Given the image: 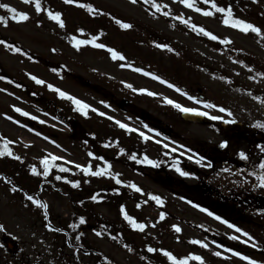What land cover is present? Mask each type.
<instances>
[{
    "label": "rangeland",
    "instance_id": "obj_1",
    "mask_svg": "<svg viewBox=\"0 0 264 264\" xmlns=\"http://www.w3.org/2000/svg\"><path fill=\"white\" fill-rule=\"evenodd\" d=\"M250 1L256 3L262 12L245 9V13L250 16L238 18L253 23L264 31V0ZM82 2L91 3L111 15L102 14L96 20L86 9L75 4H67L64 0H42L45 8L63 14L65 27L60 28L55 21L48 18L46 12L37 14L34 3H25L24 0H0V4H9L30 15L27 21L16 22L11 19L10 12L0 8V15L8 19L7 26L0 22V32L20 43L25 49L24 53H28H14L0 45L1 72L16 81L10 84L6 81L8 78L0 79V136L14 141L10 147L21 157L19 161L7 156L0 158L8 175L0 172V224H4L7 229V233L0 231V244L3 245L0 247V264H94L85 253L70 248L64 242V232L56 230L66 228L70 217L76 215L65 191L71 184L65 180H56L57 175L65 176L69 180H78L80 185L85 187L114 183L119 188L126 189L122 191L123 195L116 205L108 208L94 206L91 209L94 214L98 213L105 218L107 226L117 238L114 240L105 234L97 236L98 231L93 228H86L85 231L91 243L113 260L112 264H172L160 249L171 251L178 259L199 255L203 257V264H248L242 257L228 251L234 246L242 250L233 249L234 251L264 262V216L256 217L252 224L246 220L245 228L243 223L242 227L231 223L248 232L252 237L249 240L242 232H236L224 224L223 219L217 220L215 216L202 211L201 207H195V202L202 203L209 198L210 205L230 217L227 212L232 210L224 205L227 198L225 195L240 197L244 193L253 196H257V192L262 193L261 189H254L257 179L252 174L253 171L259 170V167H255V170L251 168L253 171L247 168H228L216 174L213 185L218 194L216 197H219L220 203H217L222 206L219 207L215 204L216 199L208 197L204 191L199 192L198 196L189 193L192 190L189 184L196 183V180L183 179V186H179V176L167 173L166 181L162 179L155 182L150 176L136 172L131 165L124 164L127 153L114 146H101L99 139L104 135V130L113 129L138 143L133 155H136L139 161L146 155L149 159L157 161L159 166L165 160H176L189 162L197 167H208L205 159L226 135H240L245 122L264 125V75H257L264 73V36L252 32L245 34L226 26L215 16H204L194 8L190 9L179 3V0L158 2L168 5L167 9L178 11L199 26L232 42L223 44L220 41L217 44L177 26L173 27L172 22L142 2ZM112 16L131 23L133 27H115L118 25L112 20ZM102 20L107 24L108 33L98 24ZM80 28L85 29L83 35L78 31ZM73 35L81 39H90L92 35H97L99 43L117 49L127 59L112 60L107 49H98L91 45H82L80 49H76L71 42ZM158 43H166L174 51L161 49L156 46ZM122 63L133 67H121ZM135 68L155 73L190 96L230 110L231 115L228 112H220L219 107L209 109L203 104H197L160 81L136 72ZM32 75L45 83L37 84L31 79ZM15 83L20 85L21 89L19 86L17 88ZM48 84L90 105L87 115L77 111L70 100L61 98L57 92L49 89ZM128 84L133 87H127ZM140 88L156 92L158 95L150 96L133 90ZM164 97L186 107L207 111L210 115L205 116L206 121L202 123L185 122L180 118L181 111L165 103ZM15 107L30 115L24 116L16 112ZM55 113H59L61 117L58 118ZM8 116L13 119L9 120ZM33 116L38 119H32ZM211 116H221L223 119L212 120ZM76 117L85 127V139L92 136L96 142L88 143L83 138L76 137L68 123ZM17 120L20 121L19 124L15 123ZM117 120L137 131L120 128L115 122ZM160 124L163 125L161 130ZM262 128L260 129L264 130V127ZM140 132L145 133L149 139L145 140ZM165 144L168 145L167 148L164 147ZM181 145L184 147H180ZM172 148L177 151L173 152ZM228 151L230 154L237 153L232 148ZM50 155L62 157L63 159L54 163L71 171L61 172L58 167H53L47 177L32 174L33 165L38 171H43L41 161L45 156L50 158ZM189 156L193 158L189 159ZM100 157H103V160ZM200 157L204 159L197 163ZM105 161L111 165L110 174L105 176L87 175L76 168L77 164H91L93 171H96L107 167ZM11 169L16 176H13V180L9 179L12 177ZM117 173L119 179L124 181L123 184L116 183ZM72 175L76 178H71ZM5 176L24 191L49 205L47 220L43 210L31 205L21 192L10 191L11 185L3 179ZM44 178L46 182L43 184ZM132 183L143 191L136 192L130 188L128 185ZM210 185L202 187L205 190ZM149 194L160 196L164 203L157 204L151 200ZM193 197L195 202L192 201ZM120 203L138 222L146 225L143 232L132 229L124 220ZM161 213H166L163 220L159 219ZM48 223L51 224V229L46 227ZM173 225H178L181 231L176 232ZM233 235L239 236L240 239H231ZM193 240H202L209 247L194 244ZM245 240L248 242L245 243ZM120 242L128 244L134 251L129 252L123 247L124 244L120 246ZM226 242L231 245L228 246ZM6 243H12V248H8ZM253 244L256 247H253ZM221 245L223 247H220ZM148 246L158 251L148 252ZM216 252H221V255L216 256ZM189 264L201 262L189 260Z\"/></svg>",
    "mask_w": 264,
    "mask_h": 264
},
{
    "label": "trees",
    "instance_id": "obj_2",
    "mask_svg": "<svg viewBox=\"0 0 264 264\" xmlns=\"http://www.w3.org/2000/svg\"><path fill=\"white\" fill-rule=\"evenodd\" d=\"M216 2L220 6L227 7L228 5H231L234 16L237 18L240 16H250L249 13H245V9L248 11H253V12H262V9L256 3L250 0H216ZM147 6L151 8L150 5H147ZM196 6L205 8V9L211 8V5L204 4L203 0H196ZM151 9L155 10L153 8ZM164 11H169L171 14L169 16L163 15V12H159V14L162 15L164 18L168 19L175 26L183 30H186L187 32H190L193 35L202 36L208 40H211L209 37L204 36L203 34H198L196 31H193L188 25L176 19L177 16H183L185 19H189L188 17L180 14L178 11L174 9L165 8ZM214 16L217 20H222V14L216 13ZM93 17H95V19L96 18L99 19L101 16L95 15ZM104 20L106 22V19ZM190 21L191 23L197 24L195 21L191 19ZM98 24L100 25L101 29H104V32L108 33L107 24L105 25L103 20L98 22ZM111 24L115 26L113 23ZM115 27H119V25ZM0 40H5V41H8L9 43L15 44L16 46L20 47L23 50L19 54H24V50H25L24 47L20 43H18L16 40H14L12 37L7 36L0 32ZM211 41L217 44L220 43L219 40H211ZM0 45L3 46V44H0ZM0 77H6V75H4L3 72H1V69H0ZM8 79L9 80H6V81L10 84L12 82H16L15 79H10V78ZM19 88L21 89V86H19ZM55 114L58 118L59 116L61 117L59 113H55ZM68 123L71 127V130L74 133H76L77 138H83V140L88 143L96 142V139H94L92 136H87V138L85 139V136H86L84 133L85 127L77 119V117L73 119L72 121L70 119ZM256 124L252 125L250 123L245 122V125H242L240 135L238 136L237 135H226L223 141L228 142L227 147H221L220 146L221 143L214 146L212 148V153H210L209 156H207V158L205 159L208 162V164L211 166L197 167L196 165L191 164L189 162L179 161L178 166L182 170L190 173V175L188 176H182L180 175V173L176 171V167L174 166V165H177L176 160H165L160 164L159 167H153L146 163H139L138 159L132 160L130 157L136 153L135 150L138 148V143L134 139H131L126 135L119 134L113 129L104 130L105 131L104 135L99 137V139L101 141L100 143L101 146H114L120 149H124L123 152H125V154L127 153V156L124 159L125 160L124 164L131 165L134 168L133 169L134 171L139 172V173L141 172L145 176H150L155 182H160V180L162 179L166 181L165 176L167 175V173L171 175L175 174L179 176V178H177V182L179 183V186H183V183H181V180L192 178L196 180V183L189 184V187L192 189L191 191H189L190 194H193V196H198L199 192L204 191V193L208 197L210 196L216 199L215 204L217 206L222 207L221 204H219L220 203L218 200L219 197H216V195L218 194L215 191L216 189H214L215 185H213L215 175L221 171H226L228 168H235V167L238 168L239 170H243L247 168L248 170L253 171L255 170V167H259V163L262 160H264V150H262V148H264V130H261L263 128L260 127L259 124L257 125ZM91 135H93L92 132H91ZM231 148L237 153L230 154L228 150H230ZM241 151L245 152L248 159L245 160L240 157L239 153ZM3 165H4V162L0 160V172L8 176L6 172V168ZM163 169H165L166 171H163ZM253 172L259 174L261 172V169L253 171ZM10 173L12 177L9 179H12V180L15 179L14 177L16 176L14 175L13 169H11ZM71 178H76V176L72 175ZM254 178L257 179V176L255 175ZM44 182H46L45 178L43 180V184ZM209 184L211 185L205 188L204 190L202 186L203 185L208 186ZM67 188L68 189H65V191L69 195L70 202L72 203V206L74 208V211L76 212V215H72L70 217L68 224L65 225L66 228L63 229L64 235H65L64 242H66V244L70 248H73L76 250L79 249V251H82L83 253H85L90 259L94 261V264H106V262L104 261V257L106 255L103 254L98 248H96L91 243L85 231H86V228L88 229L93 228V229H96L98 232L103 231L105 236L109 238H111L109 233L114 235V232L110 230V228L107 226L105 218H103L98 213L94 214L91 209L94 206H105L108 208V207H112L116 205L119 199L123 195L122 191L126 189L119 188V186L115 185L114 183H103V184L97 185V187H92V186L85 187L82 185H80L79 187H73L72 185H70ZM255 188L261 189L262 193L257 192L256 193L257 196H253L250 193H244L240 197H237L234 195H225L227 198H225L224 200L225 202L224 205L226 208H229V210H232V212H227L231 215L230 217L221 213L220 209L215 208V206L213 205H210L211 203L210 201H208L209 198L207 199V201L200 203L199 201L195 202V198L193 197L192 201H194L196 205L197 204L200 205L202 209L207 208L209 212L214 213L216 216L222 217L223 220H227L230 223L238 224L241 227L244 225V228H245L246 220H249V222L252 224V222L256 220V217L261 218L264 216V187H260V185H258V179L256 181V185L254 189ZM114 189H119L120 192H116L114 191ZM258 189H256V191ZM206 192H211V193L208 194ZM97 194L99 195L100 199L96 201H93L92 199H90L91 196L97 195ZM199 197L201 199L203 198L201 196ZM81 201H83V203H80ZM217 201L219 203H217ZM119 205L121 206L122 203H120ZM259 206H263V207H259ZM81 216L85 218L86 222L84 224L79 223V218ZM73 223L77 224L78 227L76 228L69 227V225ZM121 235L122 234H120V236ZM76 236H80V239L76 240L75 239ZM122 239H120V241ZM122 244H126V243L120 242V246ZM226 244L228 246L231 245V243L229 242H226ZM234 247L238 248L236 246ZM239 250L242 251L241 249ZM246 252H249V251L246 250ZM110 260L113 262L112 259Z\"/></svg>",
    "mask_w": 264,
    "mask_h": 264
},
{
    "label": "snow or ice",
    "instance_id": "obj_3",
    "mask_svg": "<svg viewBox=\"0 0 264 264\" xmlns=\"http://www.w3.org/2000/svg\"><path fill=\"white\" fill-rule=\"evenodd\" d=\"M25 3H34V7H35V11L37 12V14H40L42 12H46L47 16L49 19H51L52 21H55L60 28H64L65 27V21L63 19V14L59 11H53L51 8H45L42 5V0H24ZM65 3L67 4H75L83 9H86L87 12L91 13L93 16L95 15H111L110 13H104L102 12L101 9L96 8L93 4L91 3H84L82 2V0H64ZM143 3L144 5H150L151 8L155 9V12L159 13V12H163V15L165 16H169L171 13L169 11H164L165 8L168 7V5H161V3L158 2V0H131L132 4H137V3ZM179 3L185 5L187 8H194L196 12L202 13L204 16H214L216 13H220L222 14V23L226 26L235 28L240 30L241 32L247 34L249 32L252 33H256L257 35L260 36H264V31H262V29L258 26H256L253 23L247 22L243 19L237 18L234 16L233 13V9L231 7V5H228L227 7L225 6H220L217 4L216 0H203V3L206 5H211L210 9H205V8H201L196 6V0H179ZM0 8L6 9L8 12L11 13V19L13 21L16 22H23V21H27L30 18L29 13L24 12V11H19L17 8H15L14 6H11L9 4L3 3L0 4ZM214 9V11H213ZM155 14V13H153ZM113 21H115V23L117 25H119L120 28L122 29H130L133 27V25L131 23L125 22L122 19H119L115 16L111 17ZM177 20H180L182 23L188 25L193 31H196L198 34H203L204 36L209 37L211 40H219L221 41L223 44H230L232 41L228 38H221L217 35H215L214 33H212L211 31L207 30L205 27L203 26H199L195 23H191L190 19H185L183 16H177L176 17ZM0 22H2L5 26H7L8 24V19L5 16L0 15ZM38 23H40L38 21ZM175 25H173L174 27ZM79 33H81L82 35L85 32V29L80 28L78 29ZM102 34V33H101ZM71 42L73 44V46L76 49H80L82 45H91L94 48H98V49H107V51L110 53L111 59L112 60H119V61H125L127 58L121 53L119 52L117 49L112 48L107 46L104 43H99L98 42V36L97 35H92L90 39H81L78 38L76 35H73L71 37ZM155 43V42H154ZM0 44H3L6 48H8L9 50H11L14 53H20L23 50L16 46L13 43H9L8 41L5 40H0ZM157 47L161 48V49H167L168 51H174V49H172L170 47V45L166 44V43H158L156 44ZM55 51V50H54ZM25 55H28V53H24ZM240 63H243V61H239ZM121 67H133L130 64H121ZM136 72H140L143 73L146 76L152 77L153 79L160 81L161 83L167 85L170 88L175 89V91L182 93L184 96H187L188 99L195 101L197 104H203L204 107L209 108V109H215L219 107V111L220 112H228L229 115H231L230 110L222 107V106H218L215 103H211V102H207V101H201L199 100L197 97L194 96H190L187 92H184L182 89H180L179 87H177L175 84L170 83L168 80L163 79L161 76L156 75L155 73L152 72H147L145 71L143 68H135L134 69ZM53 71H56L55 69H53ZM257 75H264V73H257ZM253 79H255V77H252ZM0 79H7V77H0ZM31 79L34 80L37 84H44L45 81L36 77L35 75L31 76ZM221 79H225L224 77H221ZM20 86V85H17ZM49 89L57 92L59 94V96L61 98H66L68 100H70L75 106H76V110L80 111L82 113H84L85 115H87V110L91 107L90 105H88L87 103H85L84 101L78 99L75 96L70 95L68 92L62 91L61 89L55 87L52 84H48L47 85ZM127 87L132 88L133 86L131 84H128ZM134 91H139L140 93H147L150 96H157L158 93L156 92H152L148 89L145 88H140V89H133ZM6 91V90H5ZM164 102L167 103L168 105H172L173 107H175L176 109H178L179 111H181L182 113H191V114H195V115H199V116H209L210 114L207 111H201L198 108H190V107H186L182 104H180L179 102L170 99L168 97H164ZM103 103V102H102ZM14 110L16 112L21 113L24 116H29L30 113L24 111L21 108L15 107ZM95 110V109H93ZM100 115H104V113H100ZM9 120H12L13 117L8 116L7 117ZM212 120H221L223 119L221 116H211L210 117ZM32 119H38L37 117L33 116ZM110 119H112L110 117ZM41 123H44V121H40ZM116 124L119 125L120 128L122 129H126L128 131H137L136 129H132L130 128V126L128 124L122 123L121 121L117 120L115 121ZM227 123H231L233 121H226ZM15 123L19 124L20 121H15ZM260 127H264V125H259ZM26 127V126H25ZM145 127H148L147 125H145ZM32 131H35L34 129H32ZM37 135H41L40 133H37ZM140 135L145 139L148 140L149 137L147 135H145V133L140 132ZM45 139H49L48 137H45ZM53 144H55V141H51ZM15 143L14 141H11L9 139H7L6 137H2L0 136V158L3 157H11L15 160H21V157L19 155H16L12 148L10 147L11 144ZM228 142L227 141H222L221 142V147H227ZM59 147V145H57ZM165 148L168 147L167 144L164 145ZM180 147H184L183 145H181ZM262 150H264V148H262ZM121 152L124 151V149L120 150ZM172 151L175 152L177 151L176 148H172ZM89 155H92V153H89ZM240 157L242 159H248L247 155L245 154V152L241 151L239 153ZM132 160H137L136 155H132L130 157ZM189 159H192V156L188 157ZM63 159L62 157L56 156V155H50L49 156H45L43 157L41 163L43 164V171L40 172L37 170L36 166L33 165L31 167V173L37 176H44L47 177L52 168L53 167H58L59 170L61 172H67V171H71V169L65 168L62 165H56L54 162L57 160ZM100 159L103 160V157H100ZM204 157H200L196 162L199 163L201 160H203ZM139 163H146L149 165H154V166H159L158 162L155 160H151L149 159L146 155L144 156L143 160L138 161ZM179 161H177V165H174L176 167V171L178 173H180V175L182 176H188L190 175V173L182 170L179 166H178ZM105 164L107 165V167H102L99 168V170L93 171L92 165L89 164L87 166H83V165H76V168L80 169L82 172H84L87 175H91V176H105V175H109L110 174V169H111V165L105 161ZM211 166V165H208ZM259 168L261 169V172L259 174L257 173H252L253 175L257 176V179L259 181V185L261 187H264V160H262L259 163ZM3 179L5 180V182L9 183L11 185L10 191L13 193L16 192H21L24 196V198L31 204L36 206L38 209L43 210V214L45 217V220L48 219L49 213H48V209H49V205L42 199L37 198L36 196L24 191L22 188H20L18 185H16L15 183H13L12 181L8 180V178L5 176L3 177ZM56 180H65L67 183L71 184L73 187H79L80 186V181L78 180H69L67 177L65 176H60L57 175L55 177ZM115 181L117 184H123L124 181H122L121 179H119V174H115ZM130 188L134 189L136 192H142L143 190L138 187L135 183H132L130 185H128ZM114 191L119 192V189H114ZM151 200L155 201L157 204H163L164 201L163 199L158 196V195H154V194H149ZM90 199H92L93 201H96L98 199H100L99 195H93L90 197ZM190 204L192 203L191 201H188ZM80 203H83V201H81ZM145 203H147V201H145ZM139 207V205H138ZM195 207L200 208V205H195ZM202 211L207 212L209 215H213L215 216V219L217 220H222V217L220 216H216L214 213L209 212V210L207 208L202 209ZM121 213L123 215V218L125 221L128 222V224L131 226L132 229L134 230H139L141 232L144 231L146 225L142 222H138L137 219L135 217H133L132 215H130L127 210L125 209V207L122 205L121 206ZM166 213H161L159 219L163 220L165 218ZM85 218L83 216H81L79 218V223L80 224H84ZM222 222L226 225H228L229 227L235 229L236 232H242L244 237H248L249 240L252 239V237L250 236V234L248 232L243 231L242 229L238 228L236 225L229 223V221L227 220H222ZM46 227H48L49 229L52 228L51 224L48 223L46 224ZM69 227L71 228H76L78 227L77 224L73 223L71 225H69ZM176 232H180L181 228L178 225H173L172 226ZM57 231H63V229H56ZM0 231L6 232L7 233V229L5 227L4 224H0ZM9 235H11V233H8ZM97 236H102L104 235V233L102 232H96ZM109 235L111 236L112 239H116L117 237L115 235H112L111 233H109ZM18 239V238H17ZM76 240L80 239V236H76L75 237ZM231 239H240L239 236H231ZM245 243H247L248 241L245 240ZM192 243L194 244H199L204 248H208L209 245L206 244L204 241L202 240H193ZM213 243H216L215 241H213ZM3 245L0 244V247H2ZM253 247H256L255 244L252 245ZM123 247H125L129 252L134 251V249H132L128 244H124ZM220 247H223V245H221ZM148 252H152L155 253L158 250L156 248H153L151 246H148ZM77 251H79V249H77ZM169 261L172 262V264H189V260H196V261H200L201 264H203V257L199 256V255H190L187 256L183 259H178L177 256H175L171 251L165 250V249H160L159 250ZM228 251L230 252H234L235 256L238 257H242V259H244L245 261H248V264H264V262H260L257 261L255 259H252L246 255H242L240 252H236L233 249H228ZM216 256H220L221 252H216L215 253ZM104 261L106 262V264H112V261L108 258V257H104Z\"/></svg>",
    "mask_w": 264,
    "mask_h": 264
},
{
    "label": "water",
    "instance_id": "obj_4",
    "mask_svg": "<svg viewBox=\"0 0 264 264\" xmlns=\"http://www.w3.org/2000/svg\"><path fill=\"white\" fill-rule=\"evenodd\" d=\"M181 117L182 119H184L185 121H191V122H197V123H201L203 121V116H199V115H195V114H191V113H182L181 112ZM163 125H159V129H162ZM9 247H11V245L9 244Z\"/></svg>",
    "mask_w": 264,
    "mask_h": 264
}]
</instances>
